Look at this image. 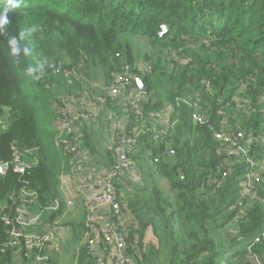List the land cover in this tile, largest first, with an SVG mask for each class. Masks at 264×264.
<instances>
[{"label":"trees","instance_id":"obj_1","mask_svg":"<svg viewBox=\"0 0 264 264\" xmlns=\"http://www.w3.org/2000/svg\"><path fill=\"white\" fill-rule=\"evenodd\" d=\"M0 19L6 20L0 24V119L7 122L0 128V163L16 152L28 162L24 173L8 168L0 174V264H14L17 251L37 254L26 248L23 235L17 246L8 243L10 226L2 214L12 218L24 206L21 189L36 193L38 210L57 197L62 157L54 127L61 109L56 86L68 85L65 73L88 64L103 68L108 85L119 64L115 53L133 65L122 33L146 36L158 55L147 71L133 70V87L140 80L146 89L138 109L147 130L129 157L143 177L130 186L123 175L115 180L117 200L131 221L128 238L137 242L131 264H264V183L259 197L247 196L245 161L221 152L211 133L190 118L197 108L216 125L226 117L233 131L252 138L250 154L263 158L257 134L264 131V0H0ZM51 62L57 72L48 70ZM235 96L253 109L237 108ZM167 107L168 126L154 128L151 115ZM129 119L136 125L132 112ZM156 132L161 139H154ZM87 139L82 148H91ZM108 156L106 168L114 162ZM218 163L229 174L207 182ZM157 176L166 179L167 191ZM84 232V223L76 225V242ZM79 258L93 264L83 245Z\"/></svg>","mask_w":264,"mask_h":264},{"label":"built area","instance_id":"obj_2","mask_svg":"<svg viewBox=\"0 0 264 264\" xmlns=\"http://www.w3.org/2000/svg\"><path fill=\"white\" fill-rule=\"evenodd\" d=\"M119 64L114 66V74L109 81L106 93L93 96L92 102L102 107L109 98L111 103H120L127 113V122L112 129L114 162L104 173L92 175L80 181L78 189L88 195V202L84 216L85 232L82 245L86 252L92 257L93 264H131L130 251L136 249V241L128 238L127 227L131 224L130 217L121 210L115 188V180L120 176L130 173L134 164L129 154L138 146V139L147 129L141 120V112L136 101L143 99V94L138 88L133 87V70L147 71L146 66L137 63L131 65L123 59L119 53H115ZM48 69L53 73L57 72L55 64L50 63ZM131 99H133L131 101ZM188 103L187 101L183 100ZM61 109L58 119V138L56 145L69 157L72 165H81L85 160V151L80 142L76 128L80 122H90L94 119V112L85 109L78 96H61L58 99ZM237 108H244L247 112L253 109L249 103L245 105L243 99L235 96L231 99ZM229 105V102L225 104ZM135 115V123L129 119V113ZM220 114L225 115L223 111ZM152 114L150 119H154ZM190 118L196 125L205 127L212 137L219 143L223 153H236L242 157L248 166V170L242 177L243 191L252 198L259 197L263 190L264 183V159H255L250 154V142L245 133L241 130L233 131L232 124L226 117H223L219 125L212 121L207 110L195 109L191 112ZM7 122L5 118L0 119V128L5 129ZM161 134L156 132L154 139H161ZM257 139L264 143V131L257 134ZM168 156H174L173 148L167 149ZM154 161H157L156 158ZM28 167V162L22 154L16 152L9 162L0 163V174L8 168L14 172L24 173ZM229 174V169L225 163H218L210 173L207 182L217 183ZM183 179V176L180 175ZM21 200L24 206L17 210L11 218L6 213L2 218L6 225L10 226L9 245L15 247L19 244V237L23 235L27 249L37 250V260L41 264H49L47 251L54 247L55 240L59 235V227L56 223H50L41 233H26L24 229L27 224L34 221L36 216L31 214L27 206L36 200V193L21 189ZM264 206V196L260 198ZM69 203V202H68ZM242 205L241 202H239ZM264 236V229L261 232ZM259 236L254 242L259 241ZM43 252V253H42Z\"/></svg>","mask_w":264,"mask_h":264},{"label":"crops","instance_id":"obj_3","mask_svg":"<svg viewBox=\"0 0 264 264\" xmlns=\"http://www.w3.org/2000/svg\"><path fill=\"white\" fill-rule=\"evenodd\" d=\"M138 64L145 66L144 63L138 62ZM91 72L93 73V71ZM85 73L87 72L76 74L75 70L65 73L68 85H61L60 83V89L56 86V94H60V97L78 96L82 100L81 105L85 109L94 112V119L92 121L80 122L76 128L81 146L83 144L82 138L87 135V145L91 146V148H83L85 151V161L81 165L74 166L69 159L66 160L63 157L62 150L58 147L61 150L60 156L62 157V162L60 163V173L55 187L57 193L55 201L51 207L44 210H38L35 202L27 206V209L31 214L36 216V219L26 225L24 229L26 233H41L50 224L47 220L48 215L53 211L56 212L52 223L58 225L59 235L55 240L53 249L46 252L49 264H80L79 254L83 238L78 242L75 241V227L84 222L88 195L84 191L79 190L78 185L82 179L90 178L92 175L101 174L106 171V165L109 163L108 155L111 154L114 157V153H111L113 137H111L110 131L114 127L124 125L128 119L127 113L120 103H109L107 105L105 102L102 107H99L98 104L92 102L93 96L106 93L108 78H103L105 80L99 84L96 79L94 80L93 75ZM71 79H74L77 84L72 85ZM169 111L170 108L167 107L160 113L155 114V118L150 119L151 125L154 128L165 129L168 126ZM54 127L57 130L58 136V123ZM32 154H34L33 159L37 161L38 157L34 151ZM142 173L132 170L128 175L133 180L132 182H138L143 177ZM165 190L167 191V189ZM31 255L32 252L30 250L25 255H21L17 251L14 254V264H41L37 260V254L33 258Z\"/></svg>","mask_w":264,"mask_h":264},{"label":"rangeland","instance_id":"obj_4","mask_svg":"<svg viewBox=\"0 0 264 264\" xmlns=\"http://www.w3.org/2000/svg\"><path fill=\"white\" fill-rule=\"evenodd\" d=\"M165 30H166V28H165ZM119 38L123 43H129L130 48L132 49L133 55H134L135 60H136L135 63L140 62V63H144L145 65H148L150 63V58H152V60H154V58L158 57V55L155 56L156 54L154 53V50L151 47L148 38L146 36L140 34V33H136V34L122 33V34H120ZM66 59L67 58H63V61L66 62ZM164 59H166V60L170 59V55L166 56V58L164 57ZM53 64H55V63L53 62ZM88 67L89 68H87V70H83L80 67L76 68V74H79V73L83 74L84 72H87L90 75H93L94 80L96 79V81L99 84L103 83V80H105L107 78V76H105V71L103 70V68L101 66H97L96 64H88ZM91 71H93V73ZM103 78H105V79H103ZM132 100L133 99H131V101ZM140 102L141 101H136L135 105L140 104ZM229 122H231V124H233L232 121L229 120ZM110 133H111L110 135L112 137V131H110ZM112 149H113V146H112ZM124 178L126 179L127 185H129V186L132 185L131 182L133 180H131L128 173L125 174ZM157 180H158V182L162 188L168 190V183H167L166 179H164L160 176H157ZM72 251H73V246H72ZM63 263H65V261H63Z\"/></svg>","mask_w":264,"mask_h":264},{"label":"water","instance_id":"obj_5","mask_svg":"<svg viewBox=\"0 0 264 264\" xmlns=\"http://www.w3.org/2000/svg\"><path fill=\"white\" fill-rule=\"evenodd\" d=\"M165 31V26L162 25L161 30L159 32V34L161 35L163 32ZM137 84H138V88L142 93L146 92V89L144 88L142 82L140 80H137Z\"/></svg>","mask_w":264,"mask_h":264},{"label":"clouds","instance_id":"obj_6","mask_svg":"<svg viewBox=\"0 0 264 264\" xmlns=\"http://www.w3.org/2000/svg\"><path fill=\"white\" fill-rule=\"evenodd\" d=\"M19 5L18 4H13V7H18ZM6 22V20H3V19H0V24H3V23H5ZM53 63V62H52ZM50 65V64H49ZM48 65V66H49ZM49 70V69H48ZM50 71V70H49Z\"/></svg>","mask_w":264,"mask_h":264}]
</instances>
